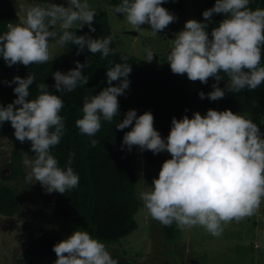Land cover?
<instances>
[{"label": "clouds", "instance_id": "obj_1", "mask_svg": "<svg viewBox=\"0 0 264 264\" xmlns=\"http://www.w3.org/2000/svg\"><path fill=\"white\" fill-rule=\"evenodd\" d=\"M164 0H119L111 9L122 13L133 30L142 24L151 31L165 29L176 16L163 6ZM250 0H215L203 10L204 20L187 19L181 30L175 33L166 61L174 74H186L192 81L207 83L209 77L218 82L228 80L222 88L212 84L207 93L210 100L223 98L227 91L254 90L264 83V8L252 9ZM23 15L19 23L7 24L0 32V57L9 66L21 63L43 64L56 55L50 50V42L57 49L65 45L77 46V55L85 46L92 53L108 57L116 50L110 47L112 36L93 38L88 33L78 35L70 30L83 28L95 32L93 20L97 10L89 0H67V6L55 0L39 3H21ZM213 13L223 18L211 29L207 25ZM154 53L145 49V61L151 62ZM127 56L122 63L109 61L105 77L108 85L97 94L85 96L82 116L75 124L80 133L90 138V146L99 141L95 134L102 121L111 122L120 115L118 96L129 88L131 65ZM75 67L66 72H52L53 87L60 93L73 91L85 85L89 77L82 73L88 67L85 62L74 61ZM35 76L14 75L6 84H14L16 94L12 102L0 103V125L10 121L14 136L20 142L30 141L34 156L24 158L30 168L25 177L33 183L39 181L46 192L65 193L78 187L79 175L72 167L74 152H70L62 167L51 149L60 143L65 134V118L60 114L64 107L62 95L49 91L46 83L36 84L37 94L30 96L29 85ZM118 81V83H112ZM201 99L204 91H199ZM134 122V123H133ZM121 147L132 150L135 145L143 152L170 153L153 177L148 190L139 193L140 199L152 219L168 226L174 222L180 229L200 226L213 236H220L224 225L254 214L264 198V132L259 124L231 109L209 108L202 115L194 111L189 117L173 116L169 133L162 137L154 127L151 110L137 114L130 108L115 126L124 129ZM56 259L53 264H118L105 244L88 231L74 229L68 236L53 245Z\"/></svg>", "mask_w": 264, "mask_h": 264}, {"label": "trees", "instance_id": "obj_2", "mask_svg": "<svg viewBox=\"0 0 264 264\" xmlns=\"http://www.w3.org/2000/svg\"><path fill=\"white\" fill-rule=\"evenodd\" d=\"M109 4L116 5L119 0H104ZM215 0H203L199 11L200 20H204L202 12L211 7ZM187 0H164L163 6L172 12L176 19L167 27L176 28L185 15ZM249 7L252 9L264 8V0H250ZM223 18L222 13H213L211 21L207 25L209 34L211 29ZM20 17L9 0H0V32L7 30L8 23H19ZM95 32H89L87 24L83 28L72 29L78 35L88 33L93 38L112 36L110 47L115 49L108 57H101L100 53L92 54L87 47L77 55V46L70 43L63 47V51L52 61L43 64H30L25 66L21 63L9 66L0 57V103L7 104L15 98L13 92L14 84H6L5 80L11 81L14 75L26 77L29 72L35 76L33 84L29 85L30 96L37 94L36 84L46 83L49 91L62 95L64 107L61 115L65 118V134L59 144L51 151L63 167L68 159L69 153L74 152L72 167L78 173L79 185L67 190L65 193L53 191L54 214L63 221H69L71 227L85 230L90 235L100 239L106 245L118 244L126 236L138 228L135 218L140 200L137 192V180L140 173V165L144 167V178L151 186L153 177L158 176L162 162L170 158V153L163 151L153 154L150 150H144L143 159L140 158L138 147L133 146L131 151L121 147L124 132L129 131L131 125L124 129H117L115 124L122 120L126 111L135 108L137 114L145 110H151L154 117V127L166 137L169 133L173 116L177 119L183 115L191 117L194 111L202 115L209 108L217 110L231 109L259 124L262 130L264 118V83L254 90H241L239 92L227 91L223 98L210 100L207 93L212 90V84L224 87L228 77L221 72L224 78L215 81L209 77L207 83L196 80L197 85L191 88L189 79L183 74H174L170 66L163 62L145 61L134 56L132 53L118 48L112 35L111 24L105 11L95 15L93 20ZM121 55L127 56V63L131 65L129 74L130 84L125 94L118 96L120 115L114 116L111 122L102 121L100 130L95 134L99 143L90 146V138L80 133L75 121L82 116V106L85 96L97 94L108 85L105 77L106 68L111 67L109 61L122 63ZM88 57V67L82 69V73L89 77L85 85H78L73 91L60 93L54 87L52 72L60 70L66 72L75 67L74 61L85 62ZM264 64V46H262V60ZM112 83H118L113 81ZM205 92L201 99L199 91ZM134 123V122H133ZM11 133L14 139L12 159L9 163L11 175L9 179L17 178L21 169L24 153L34 156L30 147V141L20 142L14 136V129L10 121L0 125V149L2 147V136ZM22 172V171H21ZM22 177L27 174L22 172ZM21 208V197L12 186L0 182V214L12 216ZM64 223V222H63ZM68 225L61 229L43 231L41 235L33 238L24 251L26 264H53L56 253L53 245L65 238L63 233ZM163 232L168 242L178 239L181 229L175 222L172 225L163 226ZM112 254L118 264H153L146 261H134L128 256H121L119 248L115 245ZM121 252H127L123 249ZM165 261L160 264H170Z\"/></svg>", "mask_w": 264, "mask_h": 264}, {"label": "rangeland", "instance_id": "obj_3", "mask_svg": "<svg viewBox=\"0 0 264 264\" xmlns=\"http://www.w3.org/2000/svg\"><path fill=\"white\" fill-rule=\"evenodd\" d=\"M15 7L19 17L23 15L21 3H39L41 0H9ZM203 0H187L185 15L178 26L166 27L152 32L150 25L142 24L139 31L133 30L122 13L116 15L111 9L114 5L104 0H89L90 6L97 10V14L105 11L111 24L112 35L118 48L132 53L138 58H145V49H151L154 53L153 61H166L175 33L181 30L187 19L200 20V8ZM67 6V0H55ZM75 26V25H74ZM50 50L57 56L62 49H57L54 42H50ZM170 66V65H169ZM187 77L186 74H183ZM191 88H195L196 81L189 80ZM264 132V118L262 123ZM0 149V182L12 186L21 197V208L12 216L0 214V264H26L24 254L30 241L43 231L61 229L64 225L68 236L74 228L71 223L63 221L54 214L53 193H48L39 181L30 182L22 177V172L28 174L30 168L25 166V157L32 159L33 155L24 153L21 169L17 178L9 179L11 175L10 161L14 149V139L11 133L2 136ZM140 158L144 154L138 149ZM22 171V172H21ZM150 185L144 178V167L140 165V173L137 180V192L140 206L135 214L138 228L123 238L118 244L105 246L114 254L115 245L121 251V256H128L134 261H146L160 264L170 261V264H264V198L253 215L240 220H232L224 225L220 236H213L200 226L181 229L179 237L174 242H168L163 232V224L152 219L144 207L139 193L148 190ZM64 222V223H63Z\"/></svg>", "mask_w": 264, "mask_h": 264}]
</instances>
